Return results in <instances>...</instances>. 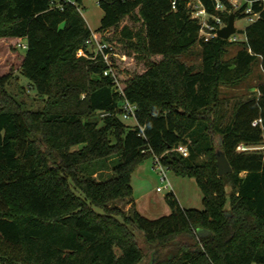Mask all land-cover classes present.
Returning <instances> with one entry per match:
<instances>
[{"label": "trees", "instance_id": "trees-1", "mask_svg": "<svg viewBox=\"0 0 264 264\" xmlns=\"http://www.w3.org/2000/svg\"><path fill=\"white\" fill-rule=\"evenodd\" d=\"M80 1L0 0V37L26 40L23 88L44 101L25 107L6 88L10 75H0V264H140L149 248L159 251L151 264H264V147L236 149L264 146V80L229 110L220 96L256 62L264 71V0L251 1L258 16L236 41L203 40L187 0H98L94 32L118 53L112 65L123 94L105 63L88 56L92 30ZM200 1L224 23L248 5L220 0L217 10L216 0ZM196 44L197 68L180 57ZM136 61L143 69L129 72ZM124 99L136 105L133 125L121 115ZM217 148L232 167L221 175ZM154 154L195 179L202 208L181 207L171 191L167 215L150 219L134 207L131 173ZM108 158L107 178L80 172Z\"/></svg>", "mask_w": 264, "mask_h": 264}, {"label": "rangeland", "instance_id": "rangeland-1", "mask_svg": "<svg viewBox=\"0 0 264 264\" xmlns=\"http://www.w3.org/2000/svg\"><path fill=\"white\" fill-rule=\"evenodd\" d=\"M238 2L240 5L243 3L242 0H238ZM79 8L88 27L94 31L99 26L100 19L103 15V9L99 6L98 0H81L79 2ZM250 23L251 20L247 14L235 18V35L239 37V40L244 37V29ZM17 42L18 40H11L9 37H0V75H10L6 88L10 93L14 94L18 100L23 101L25 107L41 109L44 104L43 97L36 94L33 89L23 88L25 86L27 87L28 80L21 75L19 68L25 55L26 48L17 45ZM20 42L24 44L26 40L23 38ZM237 48V44L229 46L226 57H231ZM180 57L192 64L195 68L199 67L201 60L200 46L196 44ZM156 58L157 56H155V59ZM126 66L129 72H139L143 69L142 63L138 61ZM261 79L259 65L256 62L249 76L244 77L235 85H222L220 87V96L228 99L225 107L229 110L236 99L246 97L256 92L255 87ZM125 122L130 125L135 123L133 118L125 119ZM262 147L264 146L258 144L256 149ZM114 161L115 159L108 158L103 162L87 163L81 166L80 172L84 175L91 174L96 179H104L113 174L112 166ZM152 165V156L146 157L137 164L131 173L134 207L141 214L150 219L158 218L171 212V207L166 199L167 194L170 192V188L164 186V183L160 180L158 171L154 169ZM166 174L171 182L173 194L181 207L199 209L203 207L202 192L193 177L178 175L170 170H166ZM157 186H161L162 190H157ZM117 203L124 208L125 211L131 209L128 203ZM140 243L143 248H146V244L143 241ZM156 251L158 254L154 258L153 256ZM146 252L147 255L140 264H151V260L157 259L159 256V251L157 249L151 250V248H149Z\"/></svg>", "mask_w": 264, "mask_h": 264}, {"label": "built area", "instance_id": "built-area-1", "mask_svg": "<svg viewBox=\"0 0 264 264\" xmlns=\"http://www.w3.org/2000/svg\"><path fill=\"white\" fill-rule=\"evenodd\" d=\"M70 1L74 3V0H65ZM231 4L235 8H239L241 5L239 4L238 0H229ZM243 1V0H242ZM251 1L247 0L248 5L244 8V12L249 15V19L251 21L255 20L258 16V12H255L251 8ZM176 4V0L171 1L172 7H174ZM187 4L191 8V16L196 18L199 21L200 28H199V36L203 40H208L209 38L217 35V30L223 26L225 23L222 21L221 17L219 15L209 14L205 7L202 5L200 0H187ZM58 6H61V4H57ZM224 8V5L221 3L220 0L215 1V9L221 10ZM212 18V20H210ZM229 40L236 41L239 40V37L235 35V33L231 34L228 37ZM86 44L89 48V57L92 59H100L105 63V68L103 70L104 75H109L112 79L113 85L115 89L123 94V88L120 83V80L113 68V60L118 55L115 47L108 42L102 40L98 35L92 30L90 36L86 39ZM17 45H20L22 47L26 48V42L23 44L20 41L17 42ZM78 54H81V51H78ZM135 110L136 105L129 102L127 99H124L122 102V117L124 119L133 118L135 119ZM261 122V118H256L252 121L253 125H256ZM142 130V127H140ZM237 150H250V149H256V146H249L245 144H238L236 147ZM176 150L182 153L183 155L188 154L187 146L184 144H179L176 147ZM153 158V165L152 167L156 169L159 173L160 180L164 183V186L170 188V191L172 190L171 182L169 181L166 170L167 168L162 164L160 156L154 154L152 156ZM157 190H162L161 186H157Z\"/></svg>", "mask_w": 264, "mask_h": 264}, {"label": "water", "instance_id": "water-1", "mask_svg": "<svg viewBox=\"0 0 264 264\" xmlns=\"http://www.w3.org/2000/svg\"><path fill=\"white\" fill-rule=\"evenodd\" d=\"M236 27L234 24V13L231 12L228 17L227 23H225L223 26H221L217 30V36L222 37V38H228L231 34L235 33ZM219 144H222V139L219 138ZM215 157H216V165H217V173L218 175H221L223 173L229 172L232 170V167L227 159V157L224 154V151L221 148H217L215 151ZM200 234H204L205 232H201L200 229H198ZM158 252L156 251L154 254V258Z\"/></svg>", "mask_w": 264, "mask_h": 264}, {"label": "crops", "instance_id": "crops-1", "mask_svg": "<svg viewBox=\"0 0 264 264\" xmlns=\"http://www.w3.org/2000/svg\"><path fill=\"white\" fill-rule=\"evenodd\" d=\"M9 39L20 41V40L23 39V38H20V37H9ZM258 65H259V64H258ZM259 73H261V78H262V80H264V71H262L260 65H259ZM255 88H256V87H255Z\"/></svg>", "mask_w": 264, "mask_h": 264}]
</instances>
